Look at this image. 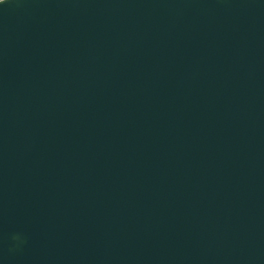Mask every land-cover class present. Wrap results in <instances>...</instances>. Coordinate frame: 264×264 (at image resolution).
Instances as JSON below:
<instances>
[{"label": "water", "instance_id": "obj_1", "mask_svg": "<svg viewBox=\"0 0 264 264\" xmlns=\"http://www.w3.org/2000/svg\"><path fill=\"white\" fill-rule=\"evenodd\" d=\"M0 264H264V0H0Z\"/></svg>", "mask_w": 264, "mask_h": 264}]
</instances>
